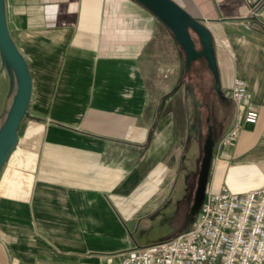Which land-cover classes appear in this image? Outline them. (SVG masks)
<instances>
[{
  "label": "crops",
  "instance_id": "1",
  "mask_svg": "<svg viewBox=\"0 0 264 264\" xmlns=\"http://www.w3.org/2000/svg\"><path fill=\"white\" fill-rule=\"evenodd\" d=\"M171 1L211 32L222 93L241 77L258 112L213 160L206 191L257 190L264 186V5ZM3 2L31 92L0 168V264H91L186 231L197 173L183 198L175 194L184 153L197 143V171L202 141L210 133L215 151L233 123L231 102L210 84L209 101L196 103L191 86L184 105L195 121L207 113L191 123L187 111L185 124L180 112L158 106L163 95L173 102L181 50L133 0ZM169 38L170 57H162L159 41ZM202 62L208 80L205 60L194 63ZM17 87L0 52V129Z\"/></svg>",
  "mask_w": 264,
  "mask_h": 264
},
{
  "label": "built area",
  "instance_id": "2",
  "mask_svg": "<svg viewBox=\"0 0 264 264\" xmlns=\"http://www.w3.org/2000/svg\"><path fill=\"white\" fill-rule=\"evenodd\" d=\"M223 95L233 106L234 120L217 141L212 162L232 146L244 125L258 120L244 79L234 77ZM91 264H264V186L244 194L227 188L206 191L186 231L118 257H99Z\"/></svg>",
  "mask_w": 264,
  "mask_h": 264
},
{
  "label": "water",
  "instance_id": "3",
  "mask_svg": "<svg viewBox=\"0 0 264 264\" xmlns=\"http://www.w3.org/2000/svg\"><path fill=\"white\" fill-rule=\"evenodd\" d=\"M152 14L172 34L184 56V69L189 72L194 62L204 59L214 78V90L227 100L220 88L219 74L214 54L213 38L208 28L192 18L171 0H133ZM252 9H259L264 0H247ZM0 52L18 78V87L9 114L0 129V168L5 163L17 141V129L25 114L31 92V80L25 60L12 42L5 19L4 2L0 0ZM214 140L209 133L202 147L192 206L188 213L192 224L205 196L212 164Z\"/></svg>",
  "mask_w": 264,
  "mask_h": 264
},
{
  "label": "rangeland",
  "instance_id": "4",
  "mask_svg": "<svg viewBox=\"0 0 264 264\" xmlns=\"http://www.w3.org/2000/svg\"><path fill=\"white\" fill-rule=\"evenodd\" d=\"M170 35H171L170 38H172L174 41V38H173L171 32H170ZM170 38H169V41H167L168 43L166 42V39H164V40L162 39L159 41V42L164 43L162 45L163 46L162 52H164L162 57L166 56L165 53L167 54V58L170 57V49L172 47L171 46L172 41L170 40ZM170 42H171V44H170ZM177 46H178V44H177ZM193 66L195 68V69H193L194 71H192V72H194V74L192 73L191 75H189V72H187V73L185 72L184 56H183V53L181 52L180 70H179L180 77H179L178 82L175 85V87H176L175 91L172 89L171 93L169 94V95H171V97H173V102L171 104H169V100H171V98L169 99L168 95H163L160 99L157 100L158 106L162 107V106L167 105L166 111L172 110L175 112H177V111L180 112V114L177 115V122L178 123H184L185 124V117L188 113H189V116L191 117L190 122L191 123L195 122V118L192 114L191 105L189 104L188 107H186L184 105L186 93L187 94L192 93L193 87H191V86H194V93H195V96L198 100V101L196 100V103H199V102L204 103L206 101H209V99L205 96L207 94V91L210 89V87H209L210 84H211V86H212V84L214 86V82H213V79L211 77L212 74L209 71V69H206L208 80L206 79V77L203 76V69H204L203 62L200 63V65H198V63L197 64L194 63ZM186 83H189L190 85H186ZM192 83H193V85H192ZM187 111H188V113H187ZM206 113L207 112L204 111V113H199L200 115L195 116V117L197 120L199 119L202 121L203 119H205V115H203V114H206ZM233 120H234V117H233L232 121ZM181 138L183 140V136H181ZM203 144H204V141H202L201 145L203 146ZM201 156H202V151H201ZM201 156H200V158H201ZM198 158H199V149H198L197 143L193 141L191 143L189 149L184 153V156H183V159H182V162L180 165V171L178 173V176H177V179H176V182L174 185L175 194H180V198H183L186 195V189H188V187H189L188 184L191 182V180H192L191 178H193L194 174L198 172V171H196V161ZM199 162H198L197 170L199 167ZM193 179L195 180L194 183H195V187H196L197 174H196V177Z\"/></svg>",
  "mask_w": 264,
  "mask_h": 264
},
{
  "label": "flooded vegetation",
  "instance_id": "5",
  "mask_svg": "<svg viewBox=\"0 0 264 264\" xmlns=\"http://www.w3.org/2000/svg\"><path fill=\"white\" fill-rule=\"evenodd\" d=\"M196 121H197V120H196ZM196 121H195V122H196ZM193 129H194L195 134L197 135L196 124L193 126Z\"/></svg>",
  "mask_w": 264,
  "mask_h": 264
}]
</instances>
